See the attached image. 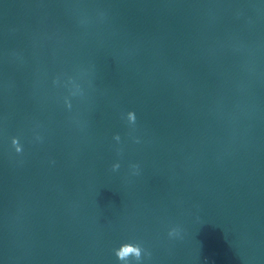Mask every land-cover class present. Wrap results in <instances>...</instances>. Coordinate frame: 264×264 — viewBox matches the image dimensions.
<instances>
[{"label": "water", "instance_id": "obj_1", "mask_svg": "<svg viewBox=\"0 0 264 264\" xmlns=\"http://www.w3.org/2000/svg\"><path fill=\"white\" fill-rule=\"evenodd\" d=\"M124 243L264 264V0H0V264Z\"/></svg>", "mask_w": 264, "mask_h": 264}, {"label": "clouds", "instance_id": "obj_2", "mask_svg": "<svg viewBox=\"0 0 264 264\" xmlns=\"http://www.w3.org/2000/svg\"><path fill=\"white\" fill-rule=\"evenodd\" d=\"M66 104H68V107H71V104L66 101ZM127 120L129 121V123L134 124L135 120H136V116L135 113L132 111H129L127 113ZM37 139H39V137H37ZM114 139H116L117 141L120 140L119 135H116L114 137ZM12 144L15 147V151L17 153H20L22 151V146L19 143L18 138H13L12 139ZM113 170L115 171L116 169H118L120 167V165L114 164L113 166ZM134 169H136L138 166L133 165L132 166ZM177 230L173 229L169 235H176ZM142 247L139 244H133V243H124L122 244L118 249H115V255L118 258L119 261L124 262V264H128L129 258H135L136 261H139L141 259V255H142Z\"/></svg>", "mask_w": 264, "mask_h": 264}]
</instances>
